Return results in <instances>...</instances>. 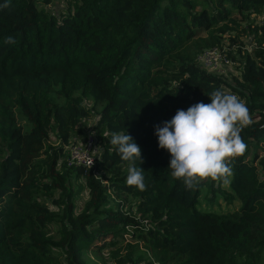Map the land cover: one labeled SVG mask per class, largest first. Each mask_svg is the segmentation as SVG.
Instances as JSON below:
<instances>
[{
	"label": "trees",
	"instance_id": "trees-1",
	"mask_svg": "<svg viewBox=\"0 0 264 264\" xmlns=\"http://www.w3.org/2000/svg\"><path fill=\"white\" fill-rule=\"evenodd\" d=\"M54 2L0 9V264H89V249L119 264H264V126L241 131L247 149L227 190L222 179L185 189L154 134L221 87L245 98L249 112L263 111L264 24L243 23L264 15V0H67L53 12ZM233 32L239 52L241 34L257 43L244 54L241 88L197 63ZM96 110L101 152L92 167L69 166L66 146L89 138L84 124ZM122 130L141 149L144 191L126 184L127 164L110 144ZM51 133L59 145L49 144ZM76 190L89 195L80 213ZM207 191H225L239 209H203ZM40 195H57L58 212ZM55 225L58 239L49 235Z\"/></svg>",
	"mask_w": 264,
	"mask_h": 264
},
{
	"label": "clouds",
	"instance_id": "clouds-1",
	"mask_svg": "<svg viewBox=\"0 0 264 264\" xmlns=\"http://www.w3.org/2000/svg\"><path fill=\"white\" fill-rule=\"evenodd\" d=\"M9 7L10 0L0 4V9ZM14 42L11 36L5 41ZM207 96L210 104L200 102L186 111L179 109L171 120L154 129L158 148L170 156L171 178L182 181L188 190H195L208 179L229 182L231 165L247 149L241 131L253 123L246 103L238 95L226 93L221 87ZM110 134V144L119 160L127 164L126 184L146 190L145 172L138 166L143 163L140 147L123 130Z\"/></svg>",
	"mask_w": 264,
	"mask_h": 264
},
{
	"label": "rangeland",
	"instance_id": "rangeland-1",
	"mask_svg": "<svg viewBox=\"0 0 264 264\" xmlns=\"http://www.w3.org/2000/svg\"><path fill=\"white\" fill-rule=\"evenodd\" d=\"M67 0H56L52 5H50L48 8L53 11L57 12L61 8H66ZM240 19V17H238ZM248 21L244 22L243 24L247 26L248 24L252 23L254 25H263L264 24V15L263 14H252L250 15L249 18H247ZM207 33L202 32L200 35L205 36ZM235 33H227L224 35V53H222V50L220 49V46L207 49L203 53H201L197 57V63H199L201 66H203L208 72L214 73L216 75L224 77L232 86L234 87H239L241 88L240 84V79H241V70L244 66V54L247 52L249 54H253L254 50L257 48V43L253 38V35L250 33L247 34H241L240 35V40L241 42L239 43L240 46H242L241 50L242 52H239L238 49H236V46L232 48L230 46V38L234 37ZM218 49V53L221 54L222 58H219L220 65L216 67L208 66L206 65L205 62V57L207 55H212L214 54V50ZM230 55V56H229ZM229 60V62H226V60ZM226 93H231L235 94L234 92L231 91L230 88H226ZM237 95V94H236ZM239 96V95H238ZM245 103L247 102L245 98L239 96ZM86 106L90 107L93 105L92 101L90 100H85ZM263 111H253L249 112L250 116L252 117L253 123L252 124H261V126H264V109ZM260 113V114H259ZM99 113L96 112L89 117V119L86 121L84 124V127L86 128V132L88 133L87 135L90 137H94V131H93V126L97 123L99 119ZM19 122L23 125H26V121L23 117H18ZM59 140L56 138V136L51 133L50 139H49V144L53 146L59 145ZM68 148V154H69V145L66 146ZM97 148L96 151V156L101 152V146L95 145ZM264 154V151L262 155ZM219 180L216 181V185L218 186ZM80 188L83 186L84 181H80ZM79 186V185H77ZM222 189L227 190V185L223 183L221 185ZM219 191H216L214 194L211 191H207L204 196L199 200V206H201L203 209L210 210L215 213H220V214H225L228 212H233L235 210H238L240 207V203L238 201H232L230 203V200L227 198V195L225 191L223 193H218ZM75 203L77 204V213H80L84 210L86 207V203L89 200V195L87 191H78L76 190V195L75 197ZM39 201L41 202H46L50 208L56 212H58V207L52 203V200L57 199V195L54 196H49V195H40L39 196ZM60 225H55L53 226L52 229L49 230V235L53 236L54 238L58 239L60 237V231H59ZM126 239L129 240L130 236L126 235ZM132 244H135V241H131ZM142 253L145 251L141 249ZM84 258L89 264H119L117 257L112 254V252L105 250L101 252H95L92 251L91 249L87 250L85 252ZM66 255L62 254V258H65ZM133 264V263H130ZM141 264H146L145 262Z\"/></svg>",
	"mask_w": 264,
	"mask_h": 264
},
{
	"label": "built area",
	"instance_id": "built-area-1",
	"mask_svg": "<svg viewBox=\"0 0 264 264\" xmlns=\"http://www.w3.org/2000/svg\"><path fill=\"white\" fill-rule=\"evenodd\" d=\"M220 49L222 53H224V47ZM219 58H222V56L218 53V49H215L214 54L205 57L206 65L217 68L220 65ZM226 62H229V60H226ZM95 152V140L92 136L85 142L77 138L74 139V141L69 144V166L92 167L95 164Z\"/></svg>",
	"mask_w": 264,
	"mask_h": 264
}]
</instances>
